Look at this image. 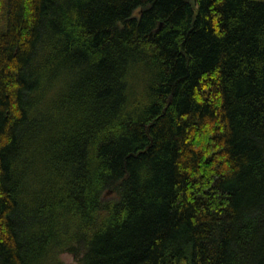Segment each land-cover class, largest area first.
Returning a JSON list of instances; mask_svg holds the SVG:
<instances>
[{"label": "trees", "instance_id": "16d2710c", "mask_svg": "<svg viewBox=\"0 0 264 264\" xmlns=\"http://www.w3.org/2000/svg\"><path fill=\"white\" fill-rule=\"evenodd\" d=\"M0 264H264V0H0Z\"/></svg>", "mask_w": 264, "mask_h": 264}, {"label": "rangeland", "instance_id": "374dc122", "mask_svg": "<svg viewBox=\"0 0 264 264\" xmlns=\"http://www.w3.org/2000/svg\"><path fill=\"white\" fill-rule=\"evenodd\" d=\"M64 261L68 262L69 261V255H63Z\"/></svg>", "mask_w": 264, "mask_h": 264}]
</instances>
